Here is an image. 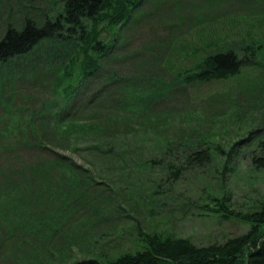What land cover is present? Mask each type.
Segmentation results:
<instances>
[{"label": "rangeland", "instance_id": "1", "mask_svg": "<svg viewBox=\"0 0 264 264\" xmlns=\"http://www.w3.org/2000/svg\"><path fill=\"white\" fill-rule=\"evenodd\" d=\"M63 2L0 0V39L27 18H55ZM133 17L104 74L123 82L87 85L82 101L105 90L101 113L78 111L74 117L87 122L65 128L69 142L48 140L87 178L80 188H59L68 200L61 213H50V198L41 200L35 213L50 224L42 240L23 233L6 238L0 224V264L113 261L144 250L143 235L220 244L246 234L251 224L244 218L264 206V168L253 163L264 158V0H143ZM224 50L251 63L227 80L181 82L183 72ZM48 65L39 74L53 69ZM17 81L9 106L0 102V124H7L8 107L26 116L56 98L51 74L32 86ZM92 143L111 154L101 156ZM17 147L0 142V177L23 162L50 159L30 145ZM202 150L210 158H189ZM219 201L228 217L215 212Z\"/></svg>", "mask_w": 264, "mask_h": 264}, {"label": "trees", "instance_id": "2", "mask_svg": "<svg viewBox=\"0 0 264 264\" xmlns=\"http://www.w3.org/2000/svg\"><path fill=\"white\" fill-rule=\"evenodd\" d=\"M142 2L143 0H64L62 12L55 18L45 19L40 23L27 18L19 28L8 26L1 37L2 105L9 106L7 100L16 97L17 80L31 85L45 81L46 74H51L50 84L56 95L48 104L41 103L37 109L29 110L30 114L26 116L14 115V110L6 108L9 115L7 124H0V142L11 143L16 148L18 145H30L43 153H50V159L38 160L35 165L23 162L17 169L9 168L2 172L0 224L5 230L6 238L20 239L19 235L23 233L42 240V227L50 224H47V217L35 213L40 210L41 200L50 198L49 203L54 207L50 213H61L68 200L67 196L62 199L59 188L64 185L80 188L85 177L80 172L82 169L71 159L56 153L48 140L69 142L65 137V128L69 124L80 122L81 119L74 117L78 111L93 108L86 112L93 117H98L96 114L101 113L100 102L103 99L100 98L105 90L82 101V91L87 85L98 82L99 79H104V84H109L105 88L123 82L114 75H110L111 79L107 80L104 74L107 67L112 65L108 63L120 46L121 31L133 24V15ZM49 62L54 64L53 69L39 74L44 70L42 64L49 66ZM250 63V58H240L233 50L219 51L206 56L192 69L183 72L180 75L181 82L193 85L227 80L239 75L241 69ZM75 69L78 73L74 75ZM64 82H67L66 86L62 87ZM119 108L117 107V112ZM48 115H51V119ZM40 117L46 118V121L38 122ZM81 121L83 124L87 122ZM92 149L100 152L101 156L111 154L107 145L92 143ZM189 158L202 163L210 157L207 151L202 150L194 152ZM253 163L264 168V158L255 157ZM39 190L42 191L40 196L37 195ZM58 195L61 199L57 198ZM67 206L68 204L64 207ZM215 210L223 217H228L224 214L227 211L220 201ZM244 219L250 222V230L220 244L199 247L186 239L143 235L145 249L135 254L113 261L90 259L75 264H264V206L257 215L246 216Z\"/></svg>", "mask_w": 264, "mask_h": 264}]
</instances>
